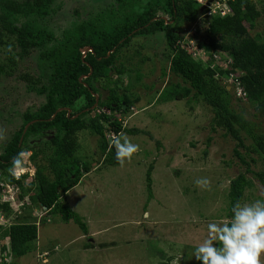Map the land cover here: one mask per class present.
I'll use <instances>...</instances> for the list:
<instances>
[{
    "label": "trees",
    "instance_id": "obj_1",
    "mask_svg": "<svg viewBox=\"0 0 264 264\" xmlns=\"http://www.w3.org/2000/svg\"><path fill=\"white\" fill-rule=\"evenodd\" d=\"M55 1L0 0V60L5 56L10 68L8 71L0 63V79L16 74L17 58L22 61L33 56L38 62L39 74L34 77L24 73L21 80L29 93L44 97L38 109L23 114L21 129L0 154V170L6 173L18 153L33 151L31 160L37 171L36 181L30 187L35 191L30 196L32 203L44 207L51 217L58 214L66 223L75 222L88 234L80 215L62 202L63 197L79 185L82 169L86 174L91 171L89 163H82L75 155L77 134L90 130L99 137L102 154L115 158V149L110 145L111 134L145 132L126 129L113 117L116 111L128 112L139 99L134 102L126 94L120 96L110 83L112 73L121 76L127 71L125 63L119 66L117 63L135 37L163 33L169 51V69L185 86L175 83L166 87L160 92L159 100L171 102L193 97L211 107L212 130L221 128L226 136L237 141L234 152L247 167L246 172L231 180L227 208L230 217L232 205L238 199L243 203L245 191L252 185L248 174L255 175L264 184V172L252 170V163L258 161L255 155L264 157V135L257 134L255 125L233 105L234 99L249 102L256 106L259 116L264 117V30L255 35L251 33L258 27L264 12L255 0H220L223 10H229L226 16L219 12L209 15L211 9L197 0H115L114 5L88 18L74 12V20L60 35L50 29L49 21L56 14ZM184 24L197 29L191 33L197 39L193 47H188ZM86 48L92 51L84 55ZM215 54L229 65L222 67ZM162 71L165 76V68ZM231 75L242 85L244 98L237 97L224 85V79ZM101 80L106 84L98 86ZM104 91L108 92L105 99ZM97 98L98 108L94 110ZM107 110L111 114H107ZM27 125L30 126L24 134ZM242 133L254 140L251 149L247 148L246 136ZM50 135L51 140L47 139ZM37 139L40 142L36 144L41 147L36 149L30 146V141ZM48 147L53 152L46 167L45 162L39 163L37 159ZM241 149H246V153ZM153 169L151 165L146 177L149 200L153 197ZM9 177L10 185L25 191L24 177ZM19 198L24 199L22 194ZM11 208L9 204L0 203V215L10 216ZM38 227V223L21 221V217L12 218L6 225L0 223L3 239L0 264H6L8 259L7 264H17L15 260L28 255L38 239Z\"/></svg>",
    "mask_w": 264,
    "mask_h": 264
},
{
    "label": "rangeland",
    "instance_id": "obj_2",
    "mask_svg": "<svg viewBox=\"0 0 264 264\" xmlns=\"http://www.w3.org/2000/svg\"><path fill=\"white\" fill-rule=\"evenodd\" d=\"M114 2L56 0V14L49 21L50 29L60 35L74 20V12L88 18ZM255 2L264 12V0ZM193 27L183 25L189 44ZM263 30L264 13L251 33L255 35ZM168 54L163 33L137 36L117 63L118 66L125 63V74L112 73L110 86L117 88L120 96L126 94L134 102L139 99L128 112L112 113L126 129L145 131L140 135L122 132L140 146L131 163L121 168L115 158L103 155L99 137L90 130L77 134L75 155L82 163H89L91 171L86 174L82 169L79 185L71 189L62 202L80 215L88 234L75 222L66 223L58 214L51 217L42 206L32 203L30 196L35 191L30 187L36 181L37 168L31 160L33 151H24L21 173L25 191L19 189L24 204L11 206L10 216L0 220L6 225L12 218L21 217V221L39 224L33 250L15 260L17 264H198L193 253L206 235L207 223L228 218L231 180L246 172L247 167L234 152L237 141L226 136L221 128L212 130L211 107L193 97L171 102L159 100L160 92L166 87L175 83L185 86L183 80L170 71ZM16 60L19 63L16 74L0 79V134L5 137L0 140V154L21 129L23 114L38 109L44 102V97L29 93L21 80L24 73L34 77L39 74L37 60L33 56ZM0 63L10 70L5 56ZM162 68H165V76ZM105 84V80H101L98 86ZM224 85L239 97L230 84L224 82ZM102 94L103 99L108 96L106 91ZM233 105L255 125L257 134L264 135V117L259 116L255 105L235 99ZM107 114H111L109 110ZM47 139L51 140L52 135ZM30 142L31 147H41L36 144L38 139ZM245 144L251 149L254 140L246 136ZM241 151L246 153V149ZM52 152L48 147L44 154H39L37 162H45L48 167ZM255 158L258 161L252 163V170L264 172V157L255 155ZM151 165H154L153 197L149 200L146 177ZM8 168L6 173L0 170L3 190H7L10 179ZM51 176L53 178V174ZM199 178L211 181L210 190L196 185ZM248 178L252 185L245 191L243 203L264 200V184L253 174H248ZM0 243H3L1 234ZM261 260L264 264V256Z\"/></svg>",
    "mask_w": 264,
    "mask_h": 264
},
{
    "label": "clouds",
    "instance_id": "obj_3",
    "mask_svg": "<svg viewBox=\"0 0 264 264\" xmlns=\"http://www.w3.org/2000/svg\"><path fill=\"white\" fill-rule=\"evenodd\" d=\"M3 139L5 137L0 134V140ZM110 145L115 149V159L121 168L126 163H131L132 157L140 151V146L133 143L124 133L112 134ZM24 155L23 151L18 153L8 168L10 175L15 178L16 174L23 169ZM195 183L204 189L210 190L211 188V181L207 178H199ZM17 189V187H13L11 196L7 200L11 206L24 204L23 199L19 198V189ZM0 202L3 201L0 200ZM230 211V217L207 223L206 235L198 243L193 253L198 264H262L261 257L264 256V200L256 199L251 203H242L238 199ZM4 217L0 215L3 220H5Z\"/></svg>",
    "mask_w": 264,
    "mask_h": 264
},
{
    "label": "built area",
    "instance_id": "obj_4",
    "mask_svg": "<svg viewBox=\"0 0 264 264\" xmlns=\"http://www.w3.org/2000/svg\"><path fill=\"white\" fill-rule=\"evenodd\" d=\"M198 2L201 4V5H203V7H205L206 9L208 8V9H211V11L209 12V15H211V14H215V13H220L221 14V16H226L227 14H228V12H229V10H223V2L222 1H220V0H213L212 2L210 1V0H198ZM197 29H196V27L194 26L191 30H190V32L191 33H194L195 31H196ZM197 43V39L196 38H194L193 37V39H192V41H191V44H189L188 45V47H193L195 44ZM192 44H194V45H192ZM198 51V50H197ZM199 53V55L200 54H202L200 51H198ZM203 54H204V52H203ZM205 55V54H204ZM203 55V56H204ZM214 57H215V59H216V61H218V63L219 64H221V66L222 67H226V66H228L229 65V62L228 61H220V56L219 55H217V54H215L214 55ZM216 65V63L213 65V66H215ZM224 82H227V84H230V86H232L233 88H234V91L236 92V93H239L240 95H238L239 97H245L246 96V93H245V91H244V89H243V87H242V85L240 84V82L234 77V75H231V76H229L228 78H226V79H224ZM112 135V134H111ZM21 172H23V170L22 171H19L17 174H16V178L17 179H19V177L23 174V173H21ZM18 190V189H17ZM1 201H6V200H8L7 199V196H5V195H2V197H1ZM11 199H13V197H11ZM47 212V211H46Z\"/></svg>",
    "mask_w": 264,
    "mask_h": 264
},
{
    "label": "flooded vegetation",
    "instance_id": "obj_5",
    "mask_svg": "<svg viewBox=\"0 0 264 264\" xmlns=\"http://www.w3.org/2000/svg\"><path fill=\"white\" fill-rule=\"evenodd\" d=\"M96 108H98L97 107V105L96 106H94L93 107V109L95 110ZM93 115H95L94 113H93ZM23 139H24V136H23ZM23 139H21V142L23 141ZM37 141V140H36ZM39 142H40V140H39ZM32 156V155H31ZM0 175H1V172H0ZM1 185V184H0ZM7 186V190L6 189H4L3 190V187L2 186H0V190H2V193H0V200H2L1 199V197H2V195H5V196H7V199H9V197L11 196V192L13 191V185H10L9 183L6 185ZM18 189H20L19 187H17ZM8 201L6 200V201H3L1 204H3V205H5V204H8L7 203ZM10 205V204H9ZM20 205V204H19ZM11 206V205H10ZM15 206H18V205H15ZM0 220H1V218H0Z\"/></svg>",
    "mask_w": 264,
    "mask_h": 264
},
{
    "label": "water",
    "instance_id": "obj_6",
    "mask_svg": "<svg viewBox=\"0 0 264 264\" xmlns=\"http://www.w3.org/2000/svg\"><path fill=\"white\" fill-rule=\"evenodd\" d=\"M88 51H92L91 48H86L85 51H84V55H85ZM97 104H98V98H97V103H96V105H97ZM96 105H95V106H96ZM29 126H30V125H27V126H26L25 131H24V134L26 133V131H27V129H28ZM22 139H23V137H22Z\"/></svg>",
    "mask_w": 264,
    "mask_h": 264
}]
</instances>
